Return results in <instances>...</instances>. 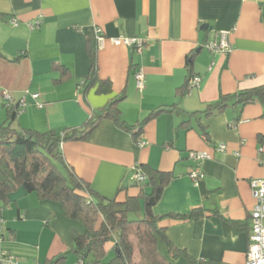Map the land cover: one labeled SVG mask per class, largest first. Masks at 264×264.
<instances>
[{
	"label": "crops",
	"instance_id": "obj_1",
	"mask_svg": "<svg viewBox=\"0 0 264 264\" xmlns=\"http://www.w3.org/2000/svg\"><path fill=\"white\" fill-rule=\"evenodd\" d=\"M0 14V122L7 107L24 98L27 104L14 126L40 131L80 127L117 98L129 124L177 103L148 120L139 140L104 119L88 139L64 142V157L99 194L119 201L140 195L134 175L144 171L141 165L171 172L153 212L204 210L195 220L165 217L160 226L171 242L199 261L246 264L255 206L251 182L264 179V143L259 142L264 104H236L233 98L221 112L205 111L222 95L264 85V0H0ZM38 18L41 24L31 28L29 22ZM96 27L104 36L98 76L111 81L106 93L97 85L87 92L78 87L90 71L87 38ZM118 37L139 38L143 46L138 51L117 45L112 39ZM224 38L229 50L206 46ZM138 70L144 73L142 89L136 84ZM187 80L189 90L179 96L177 89ZM222 143L226 148L219 150ZM190 151L210 155L201 161L204 176L197 181L189 175L196 165ZM1 213L0 247L19 264H44L61 255L65 264H78L72 233L85 228L65 215L60 202L20 189ZM159 250L171 264H198L184 256L174 259L162 241Z\"/></svg>",
	"mask_w": 264,
	"mask_h": 264
},
{
	"label": "trees",
	"instance_id": "obj_2",
	"mask_svg": "<svg viewBox=\"0 0 264 264\" xmlns=\"http://www.w3.org/2000/svg\"><path fill=\"white\" fill-rule=\"evenodd\" d=\"M98 47L96 34H90L87 50L91 57V67L89 74L78 83V87L84 88L85 92L95 85L100 93L111 90V81L98 76ZM62 73L67 76V69L63 68ZM189 84L190 80H187L177 89V94H186ZM233 98L236 104L247 105L256 101L264 104V85L234 96L222 95L216 104L209 105L205 113L211 115L223 111ZM119 99L112 100L100 114L92 116L82 126L62 131L20 130L14 126L21 109L20 103L7 107V118L0 122V210L10 202L11 194L20 189L27 193L35 192L40 199L60 202L65 215L80 221L85 228L82 233H72V250L79 259L78 264H171L159 250L161 241L168 246L174 259L184 256L198 264H211L212 261L196 260L184 249L176 247L167 236L165 227L160 226L165 217L199 219L204 216L203 209L163 216L153 212V207L173 178L171 172L156 170L147 164L141 165L146 179L136 181V184L141 185L140 195L119 201L99 194L89 182L76 175L67 163L62 150L64 142L88 139L104 119L113 120L139 140L148 120L178 105L160 107L143 122L129 124L121 116ZM203 133L208 140L207 129L203 128ZM259 142L264 143V135H259ZM111 242L114 245V257L106 262L108 244ZM44 264H65V255Z\"/></svg>",
	"mask_w": 264,
	"mask_h": 264
},
{
	"label": "built area",
	"instance_id": "obj_3",
	"mask_svg": "<svg viewBox=\"0 0 264 264\" xmlns=\"http://www.w3.org/2000/svg\"><path fill=\"white\" fill-rule=\"evenodd\" d=\"M11 23L14 25L18 24V19L16 17L11 18ZM41 24V18H38L35 22H29V26L31 28L37 27ZM94 33L97 36L98 42H101L104 39L103 31L101 28L96 27L94 29ZM112 41L119 45V44H127L132 45L136 48V50L140 51L143 46V40L139 38H127V37H118L113 38ZM206 46L210 50H229L230 44L224 38L221 40L220 43H208ZM136 84L138 88H144V73L142 70H138L135 73ZM6 100H10V95L8 92H4L3 94ZM32 97L37 100L39 97L38 93L32 94ZM9 104V103H8ZM27 104L25 98L20 101V106L23 107ZM39 104V103H38ZM42 106V104H39ZM226 145L224 143L220 144L218 149L224 150ZM189 157L193 161L196 162V165L191 168L189 175L192 180L197 181L204 176V172L202 171L200 164L201 161L209 158L210 155L204 151H190ZM134 179L136 181L142 182L146 179V174L143 171H137L134 175ZM252 184V194L255 200V206L252 210V232L250 235V243L249 249L247 254V262L246 264H264V179H254L251 182ZM4 231V218L2 216L0 210V242L3 241ZM0 264H19V260L16 258L15 255L9 253L2 247H0Z\"/></svg>",
	"mask_w": 264,
	"mask_h": 264
},
{
	"label": "rangeland",
	"instance_id": "obj_4",
	"mask_svg": "<svg viewBox=\"0 0 264 264\" xmlns=\"http://www.w3.org/2000/svg\"><path fill=\"white\" fill-rule=\"evenodd\" d=\"M113 257H114V255H113V253H111V254H109V255L106 257L105 261L108 262V261H110L111 258H113ZM111 264H113V263H111Z\"/></svg>",
	"mask_w": 264,
	"mask_h": 264
}]
</instances>
